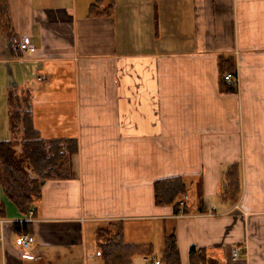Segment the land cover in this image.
Here are the masks:
<instances>
[{
  "label": "crops",
  "instance_id": "obj_1",
  "mask_svg": "<svg viewBox=\"0 0 264 264\" xmlns=\"http://www.w3.org/2000/svg\"><path fill=\"white\" fill-rule=\"evenodd\" d=\"M8 3L19 55L0 46V140L11 137L7 89L19 84L33 92L41 136L74 138L78 150L73 176L43 180L28 217L0 185V264H104L100 244L117 230L154 256L175 232L182 264L192 246L209 264H264V0ZM233 164L235 201L223 195ZM180 176L188 213L176 214L155 203L154 184ZM25 220L36 258L13 228Z\"/></svg>",
  "mask_w": 264,
  "mask_h": 264
},
{
  "label": "trees",
  "instance_id": "obj_2",
  "mask_svg": "<svg viewBox=\"0 0 264 264\" xmlns=\"http://www.w3.org/2000/svg\"><path fill=\"white\" fill-rule=\"evenodd\" d=\"M13 32L8 0H0V46L6 57L19 55L9 39ZM219 64L221 71L234 73L232 58L221 57ZM32 97L33 92L27 86L12 84L8 87L11 137L0 140V185L20 213L27 217L35 211L43 180L73 176L72 156L78 150V142L74 138L45 139L41 136L33 123ZM225 176L223 195L235 201L240 190L239 166L231 165ZM187 194L188 186L181 176L161 179L154 184L155 203L172 205L176 214L188 213L184 203ZM0 216H5L3 204H0ZM13 228L19 234L33 232L29 220L14 222ZM100 254L104 264H133V258L138 254L154 256L152 245L146 248L141 244L126 243L121 230L107 236L100 244ZM209 260L205 249L191 247L189 264H209ZM159 261L160 264H182L175 232L166 234Z\"/></svg>",
  "mask_w": 264,
  "mask_h": 264
},
{
  "label": "built area",
  "instance_id": "obj_3",
  "mask_svg": "<svg viewBox=\"0 0 264 264\" xmlns=\"http://www.w3.org/2000/svg\"><path fill=\"white\" fill-rule=\"evenodd\" d=\"M19 49L21 51H25V50L30 51V52L35 51V47L28 44L27 42H21L19 44ZM224 78L226 81L234 82L236 85L239 84L238 73H236V74L227 73ZM30 214H32V211L30 212ZM19 240H20V244L22 247V255L23 256L35 257V258L38 257V256L34 255L32 250H31V238H30V235L28 233H21ZM240 253H241V248L239 246H234L232 248V258L234 260H236L240 257ZM145 260L149 261V262L151 261V259L148 257H146ZM151 263L152 264H160V261L158 259H154L151 261Z\"/></svg>",
  "mask_w": 264,
  "mask_h": 264
},
{
  "label": "rangeland",
  "instance_id": "obj_4",
  "mask_svg": "<svg viewBox=\"0 0 264 264\" xmlns=\"http://www.w3.org/2000/svg\"><path fill=\"white\" fill-rule=\"evenodd\" d=\"M18 151H20V148H18ZM161 247H159V248H157V250H156V254L157 255H155L154 257H158V259L161 257ZM154 257L152 258V259H154ZM139 261V262H138ZM135 264H145L143 261H142V257H139V258H136L135 259ZM148 264H152V263H148Z\"/></svg>",
  "mask_w": 264,
  "mask_h": 264
}]
</instances>
